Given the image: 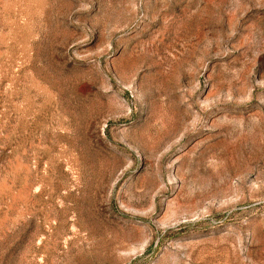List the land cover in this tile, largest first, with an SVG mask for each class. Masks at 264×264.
I'll use <instances>...</instances> for the list:
<instances>
[{"label":"rangeland","instance_id":"obj_1","mask_svg":"<svg viewBox=\"0 0 264 264\" xmlns=\"http://www.w3.org/2000/svg\"><path fill=\"white\" fill-rule=\"evenodd\" d=\"M0 264H264V0H0Z\"/></svg>","mask_w":264,"mask_h":264}]
</instances>
